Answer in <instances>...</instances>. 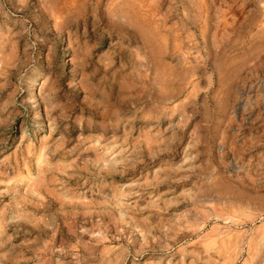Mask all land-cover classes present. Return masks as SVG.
I'll return each instance as SVG.
<instances>
[{
	"label": "rangeland",
	"instance_id": "374dc122",
	"mask_svg": "<svg viewBox=\"0 0 264 264\" xmlns=\"http://www.w3.org/2000/svg\"><path fill=\"white\" fill-rule=\"evenodd\" d=\"M0 264H264V0H0Z\"/></svg>",
	"mask_w": 264,
	"mask_h": 264
},
{
	"label": "bare ground",
	"instance_id": "6f19581e",
	"mask_svg": "<svg viewBox=\"0 0 264 264\" xmlns=\"http://www.w3.org/2000/svg\"><path fill=\"white\" fill-rule=\"evenodd\" d=\"M130 7H129V5H127L125 8H121V10H120V13L121 14H125V13H127L128 12V9H129ZM228 184V183H227ZM226 186V185H225ZM224 186V187H225ZM197 216H194L193 217V219L194 218H196ZM194 221L195 222H193V225L194 226H197V228H195V229H192L191 230V232L192 233H194L195 235L199 232V231H201L202 230V228L204 227L205 228V225L207 224V221H204V222H202V223H197V221H202V220H200V219H194ZM222 244L220 245V247L218 248L220 251H222L221 249H222V247H224L225 246V242H221ZM225 248V247H224ZM218 253H220L219 251H218Z\"/></svg>",
	"mask_w": 264,
	"mask_h": 264
}]
</instances>
